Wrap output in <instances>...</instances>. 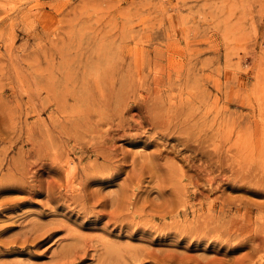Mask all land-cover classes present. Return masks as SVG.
Returning <instances> with one entry per match:
<instances>
[{
    "label": "rangeland",
    "instance_id": "rangeland-1",
    "mask_svg": "<svg viewBox=\"0 0 264 264\" xmlns=\"http://www.w3.org/2000/svg\"><path fill=\"white\" fill-rule=\"evenodd\" d=\"M0 264H264V0H0Z\"/></svg>",
    "mask_w": 264,
    "mask_h": 264
},
{
    "label": "built area",
    "instance_id": "built-area-1",
    "mask_svg": "<svg viewBox=\"0 0 264 264\" xmlns=\"http://www.w3.org/2000/svg\"><path fill=\"white\" fill-rule=\"evenodd\" d=\"M164 1H168V0H164Z\"/></svg>",
    "mask_w": 264,
    "mask_h": 264
}]
</instances>
